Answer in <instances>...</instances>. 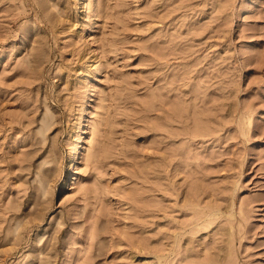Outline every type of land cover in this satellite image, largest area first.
<instances>
[{
	"label": "rangeland",
	"instance_id": "obj_1",
	"mask_svg": "<svg viewBox=\"0 0 264 264\" xmlns=\"http://www.w3.org/2000/svg\"><path fill=\"white\" fill-rule=\"evenodd\" d=\"M0 264H264V0H0Z\"/></svg>",
	"mask_w": 264,
	"mask_h": 264
}]
</instances>
